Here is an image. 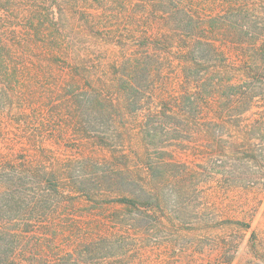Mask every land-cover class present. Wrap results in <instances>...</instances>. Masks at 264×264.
<instances>
[{"label": "rangeland", "instance_id": "obj_1", "mask_svg": "<svg viewBox=\"0 0 264 264\" xmlns=\"http://www.w3.org/2000/svg\"><path fill=\"white\" fill-rule=\"evenodd\" d=\"M0 264H264V0H0Z\"/></svg>", "mask_w": 264, "mask_h": 264}]
</instances>
